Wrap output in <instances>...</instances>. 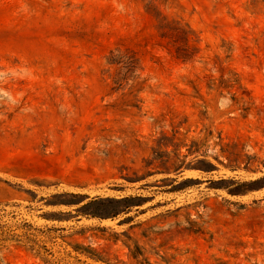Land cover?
I'll return each instance as SVG.
<instances>
[{
	"label": "rangeland",
	"instance_id": "rangeland-1",
	"mask_svg": "<svg viewBox=\"0 0 264 264\" xmlns=\"http://www.w3.org/2000/svg\"><path fill=\"white\" fill-rule=\"evenodd\" d=\"M0 264H264V0H0Z\"/></svg>",
	"mask_w": 264,
	"mask_h": 264
},
{
	"label": "trees",
	"instance_id": "trees-1",
	"mask_svg": "<svg viewBox=\"0 0 264 264\" xmlns=\"http://www.w3.org/2000/svg\"><path fill=\"white\" fill-rule=\"evenodd\" d=\"M149 9L152 11H155L154 7L151 5H149ZM161 29L163 30V37H165V38L174 37V36H172L171 33L178 32V33H180L186 37L185 40L187 42L189 41L190 35L192 34V32L188 30V26H186V25L182 26L180 23H176L174 21H169L168 19L162 20ZM174 38H175V40H174L175 43L179 42L178 37L177 38L174 37ZM260 181H261V179L257 180V181L250 182V183H234V185H236V190H233L231 192H233V193L240 192V191H238V188H244V187L255 189L256 187H254V185L256 183H259ZM140 201H141L140 197H127V198L120 199V200H118V199H107V200L96 199V200H92L89 203H87L86 205H84L82 207V209H85L84 212L88 215L93 216V217L110 218V217H116L121 212H125L126 210H128L134 206H139ZM104 204L114 205V207L111 208V211H90L89 210V208H91L94 205H104Z\"/></svg>",
	"mask_w": 264,
	"mask_h": 264
}]
</instances>
